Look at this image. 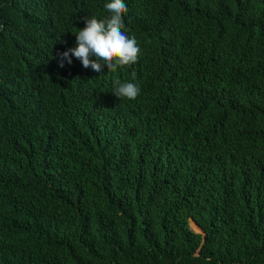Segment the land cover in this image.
<instances>
[{"label":"trees","instance_id":"obj_1","mask_svg":"<svg viewBox=\"0 0 264 264\" xmlns=\"http://www.w3.org/2000/svg\"><path fill=\"white\" fill-rule=\"evenodd\" d=\"M109 2L0 0V264H264V0H125L138 63L61 68Z\"/></svg>","mask_w":264,"mask_h":264},{"label":"clouds","instance_id":"obj_2","mask_svg":"<svg viewBox=\"0 0 264 264\" xmlns=\"http://www.w3.org/2000/svg\"><path fill=\"white\" fill-rule=\"evenodd\" d=\"M109 16L105 19L86 17L85 27L75 34L76 46L59 53V66L63 68L65 61L72 64V57L79 60L85 69L91 68L102 73L106 66L109 73L117 69L131 68L138 63L141 49L134 36L129 37L125 30L124 15L128 8L125 0H111L105 4ZM136 80V73H131ZM113 95L118 99L136 100L140 95V87L135 82L114 81Z\"/></svg>","mask_w":264,"mask_h":264},{"label":"rangeland","instance_id":"obj_3","mask_svg":"<svg viewBox=\"0 0 264 264\" xmlns=\"http://www.w3.org/2000/svg\"><path fill=\"white\" fill-rule=\"evenodd\" d=\"M191 227L193 230H195L196 232L200 233V229L194 224V222H191Z\"/></svg>","mask_w":264,"mask_h":264},{"label":"water","instance_id":"obj_4","mask_svg":"<svg viewBox=\"0 0 264 264\" xmlns=\"http://www.w3.org/2000/svg\"><path fill=\"white\" fill-rule=\"evenodd\" d=\"M200 231H201L200 233H203L201 229H200Z\"/></svg>","mask_w":264,"mask_h":264}]
</instances>
